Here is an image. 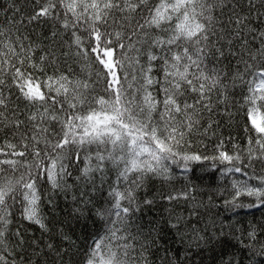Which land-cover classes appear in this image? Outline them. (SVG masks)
Returning a JSON list of instances; mask_svg holds the SVG:
<instances>
[{
    "label": "snow or ice",
    "instance_id": "6c2138e0",
    "mask_svg": "<svg viewBox=\"0 0 264 264\" xmlns=\"http://www.w3.org/2000/svg\"><path fill=\"white\" fill-rule=\"evenodd\" d=\"M0 264H264V0H0Z\"/></svg>",
    "mask_w": 264,
    "mask_h": 264
},
{
    "label": "trees",
    "instance_id": "16d2710c",
    "mask_svg": "<svg viewBox=\"0 0 264 264\" xmlns=\"http://www.w3.org/2000/svg\"><path fill=\"white\" fill-rule=\"evenodd\" d=\"M251 212H255V214L258 216L259 215V212L257 211V210H255V209H253V210H250V213H249V215L251 214ZM243 214V213H242Z\"/></svg>",
    "mask_w": 264,
    "mask_h": 264
}]
</instances>
